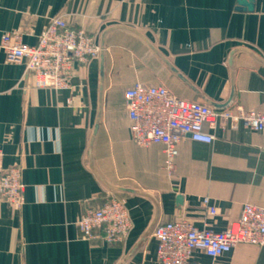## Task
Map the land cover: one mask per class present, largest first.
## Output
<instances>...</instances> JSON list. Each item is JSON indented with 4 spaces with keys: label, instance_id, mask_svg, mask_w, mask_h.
<instances>
[{
    "label": "crops",
    "instance_id": "obj_1",
    "mask_svg": "<svg viewBox=\"0 0 264 264\" xmlns=\"http://www.w3.org/2000/svg\"><path fill=\"white\" fill-rule=\"evenodd\" d=\"M253 2L248 11L238 9V0H0V42L3 34L19 32L23 43L35 45L57 16L99 44L113 28L105 41L103 116L91 151L100 60L76 62L71 89L55 91L33 87L26 62L9 61L0 48L3 166L20 167L25 184L20 210L0 200V264H159L153 231L132 253L155 218L157 224L186 218L221 232L245 203L264 206V131L243 122L206 125L214 141L184 138L169 172L161 145L133 142L124 99L127 88L142 82L204 103L149 42L208 100L225 104L234 88L226 108L264 112V0ZM102 179L149 196L111 191ZM108 192L125 202L133 222L122 243L84 239L78 227ZM206 196L215 214L203 205ZM195 258L264 264V247L243 243L218 258L201 252Z\"/></svg>",
    "mask_w": 264,
    "mask_h": 264
},
{
    "label": "built area",
    "instance_id": "obj_2",
    "mask_svg": "<svg viewBox=\"0 0 264 264\" xmlns=\"http://www.w3.org/2000/svg\"><path fill=\"white\" fill-rule=\"evenodd\" d=\"M0 48L9 61L26 62L33 87L55 91L71 89L76 62L87 64L100 55L95 37L84 29L69 26L63 16L49 21L35 45L23 43L19 32H8L2 35ZM124 99L133 142L142 148L161 145L164 167L169 172L175 169L184 138L203 143L214 141L215 136L206 130V125L214 129L219 121L243 122L252 131H264V112L217 109L181 98L163 85L136 82L124 91ZM24 192L21 168H4L0 147V200L20 210ZM202 203L211 214L216 213L208 196ZM78 227L84 239L117 244L127 239L133 222L125 202L108 192L101 206L83 213ZM152 236L157 241L159 264H203L195 258L197 252L214 259L243 243L264 247V206L245 203L240 217L225 231L199 228L192 221L180 218L157 224Z\"/></svg>",
    "mask_w": 264,
    "mask_h": 264
},
{
    "label": "water",
    "instance_id": "obj_3",
    "mask_svg": "<svg viewBox=\"0 0 264 264\" xmlns=\"http://www.w3.org/2000/svg\"><path fill=\"white\" fill-rule=\"evenodd\" d=\"M238 9L239 10H248V11H253L254 9V2L253 0H238ZM124 27L126 29L132 30L134 32H136L135 30H133L132 28L126 27V26H121ZM113 28L110 29H106L101 36V40H100V55H99V60H100V88H99V101H98V114H97V120H96V124H95V128L93 131V135L91 138V144H90V151L92 150V146H93V141L95 139V136L98 132V129L100 127V123H101V119L103 116V110H104V86H105V41H106V37L107 34L109 33L110 30H112ZM139 36L142 37V35L138 32H136ZM148 46L159 56V58L161 60H163L167 66L171 69L172 72H174L179 78H181L188 86H190V88L196 93L198 94L204 103L210 105L211 107L214 108H226L230 105L233 96H234V88H232V92L231 95L228 99V101L225 104H216L210 100H208L205 96H203L195 87H193L192 85L189 84V82L184 78V76L182 74H180L175 67H173L170 62H168L166 60V58H164L155 48L154 46H152L149 42H147ZM236 50H234L231 53L230 56V60H229V66L232 68L233 67V57L235 54ZM264 63V61H263ZM92 160V159H91ZM100 177V176H99ZM104 184L111 190V191H121V192H128V193H138V194H143L146 196H149L147 193L140 191V190H134L131 188H123V187H117V186H113L111 184H109L107 181L103 180ZM178 199L181 201L182 198L179 196ZM157 224V218H155L154 222L151 224V226L149 227V229L147 230L146 234L142 236V238L140 239V241L138 242L137 246L133 249L132 253L135 251V249L145 240L146 236L148 234H150L153 229L156 227ZM131 253V254H132Z\"/></svg>",
    "mask_w": 264,
    "mask_h": 264
}]
</instances>
